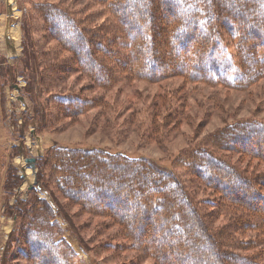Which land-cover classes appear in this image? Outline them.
Listing matches in <instances>:
<instances>
[{
  "label": "rangeland",
  "instance_id": "1",
  "mask_svg": "<svg viewBox=\"0 0 264 264\" xmlns=\"http://www.w3.org/2000/svg\"><path fill=\"white\" fill-rule=\"evenodd\" d=\"M109 1L0 0V264L5 262L10 234L17 230V218L14 215L16 208L12 207L17 201L27 202L34 196L53 205L57 214L54 220L59 222L61 228L58 237L60 246L64 249L63 244L69 245L76 254V258H72L75 264H162L157 261L159 255L156 254V257L147 248L148 243L133 239L126 226L112 218L110 213L89 210L80 201L66 197L59 167L56 171L51 164L45 170L44 165L41 167L42 160L45 163L48 151L55 148V145L100 148L130 157L145 156L173 168L186 181L192 195L203 201L201 207L208 208L204 212L214 213L209 216L214 229L226 226L225 223L228 222L235 223L234 219L239 213L222 195L205 182L202 183L198 177L191 176L192 171L183 167L176 159L181 151L196 142L206 144L215 148L216 155L226 161L230 160L246 176L255 178L264 173V161L242 154L239 149L226 148L227 143L217 141L218 138H215L214 143L210 141L212 136L231 123L251 121L252 124H264V77L242 89L192 80L188 78L189 74L186 75L181 70L169 71L157 80L138 76L140 74H136L133 63H130L132 52L129 44L119 50L112 46V26H119V22L111 12L112 4ZM157 2L160 4L161 0ZM140 6L138 4L131 7L132 15ZM172 7L175 10V5ZM183 10L185 9L180 7L176 12ZM52 11L54 13L51 16ZM62 12L74 18L79 26L83 25L92 42L84 43L75 51L72 46L65 45L50 23V20L61 24L65 22ZM127 19L131 20L130 17ZM142 19L145 24L147 18ZM12 24H19L18 42L8 32ZM223 25L227 27L226 22ZM137 30L143 33L146 26L141 25ZM69 31L67 37L73 41L76 39L75 34L72 30ZM225 32L227 35L224 36L223 43L229 57L224 59L223 51L219 54L212 51L210 59L217 60L221 65H230L234 61L233 68L238 72L236 56L239 39L228 34L227 30ZM32 48L40 61L37 71L34 65L33 71L25 65L27 52ZM78 51L82 54V63L90 61L93 64V72L78 64L79 58L75 54ZM112 51H116V54H112ZM183 52L179 48L175 53L179 62L183 58V63L165 64L163 66L166 71L173 70L174 67H189L191 56L187 53L183 56ZM118 55L120 58L116 57ZM123 60L128 61V64L123 63ZM157 60L155 63L148 59L147 64L151 63L152 69L160 73L162 69L159 62L162 61V55ZM58 61H64V72L54 71L53 77L49 79L48 76L52 74ZM42 76H46L47 80H43ZM20 96H24L25 102ZM43 115L48 120L47 124H42ZM234 129L233 127L232 130ZM26 157L37 158L36 171L25 161ZM49 160H52L50 155ZM72 161L75 162V159L65 162V166L71 165ZM90 169L82 167L84 172L93 173L94 170L88 171ZM42 171L47 180L48 176L51 177L50 185L43 180L47 190L37 184ZM62 172L64 174L63 170ZM13 173L20 176L19 181H9ZM142 180V186L149 188V180ZM31 185L34 187L30 188ZM256 188L259 189V185ZM113 189L116 188L113 186ZM79 195L92 199L96 197L102 201L96 189L79 192ZM221 198L227 205L224 208L219 205L213 207ZM128 199L130 201L126 202L127 205L120 213L126 209L130 212L129 208L133 209L132 206L137 204L140 205L141 213H149L141 203V195H129ZM206 201L211 202V206H205ZM57 203L61 211L70 217L71 223L64 220ZM41 204L43 205H39ZM147 219L150 227L145 234L139 235L142 240L162 236V241L167 243L179 235L177 230H173V233L165 232L168 223L165 217L161 218L160 215ZM187 227L196 229L195 224ZM227 230L231 236L236 237L235 243L251 245L249 249L237 248V252L252 254L253 257L264 255L261 252L264 251V234L258 229L245 228L234 234L231 229ZM32 237L27 238V243L35 255H38L40 249V252L48 255L47 260L62 264L54 252L46 249L48 245L45 242L38 241V246L33 247ZM80 240L86 244L90 253L81 247ZM204 246L212 250L206 240ZM204 246L192 248L194 257L200 252L208 254L209 250ZM13 250L21 256L13 264H50L42 259H26V253L20 247L10 249ZM165 251L163 262L166 264L171 260H176L178 264H195L193 261L184 263L190 258L180 254V246H167ZM211 259L218 264L219 258L213 256ZM225 261L232 264L226 259ZM225 261L223 262L226 263ZM8 264L12 263L9 261ZM202 264L207 263L203 260Z\"/></svg>",
  "mask_w": 264,
  "mask_h": 264
},
{
  "label": "trees",
  "instance_id": "2",
  "mask_svg": "<svg viewBox=\"0 0 264 264\" xmlns=\"http://www.w3.org/2000/svg\"><path fill=\"white\" fill-rule=\"evenodd\" d=\"M109 2L112 4L111 12L116 15L119 22V26L117 24L112 26L114 36L112 46L119 50L129 44L132 52L130 63H133L132 67L136 74H140L138 76L157 80L164 77L169 71L181 70V72L189 74L188 78L192 80L221 83L242 89L264 77V50H262V46L264 47L262 45V43L264 44V0H161L160 4L157 0H110ZM138 4L141 5V8L132 15L131 7L138 6ZM172 5H175V10ZM180 7L185 10L176 12ZM56 10L53 11L56 12ZM53 11L50 13L51 16ZM61 15L65 18V22L61 24L50 20V23L65 45L72 46L75 51L79 50L84 43L92 42L83 25L79 26L74 18L63 12ZM129 17L131 20L127 19ZM142 18H147L145 24ZM224 22L227 27L223 25ZM141 25L146 26L143 33L137 30ZM69 30L75 34L76 39L73 41L67 37ZM225 30L231 36L239 39L236 56L238 72L233 68L234 61L230 65H221L217 60L211 61L210 59L212 51L217 54L223 51L222 57L224 59L229 57V52L225 53L223 43L224 36L227 35ZM31 46H33L32 43ZM179 48L184 50L183 56H186V53L191 56L189 58L192 61H190L189 67L184 69L174 67L173 70L166 71L163 66L165 64L183 63V58H180L179 62L175 54ZM27 53L26 67L32 68L33 71L34 65L37 71L40 61H38L34 49H30ZM113 53L116 54V51H112ZM75 54L79 58L78 64L91 72L95 70L90 61L82 63L83 58L79 51L78 54ZM161 55L162 61L159 64L162 71L157 73L152 69L151 63L147 64V61L149 59L156 63ZM77 62L75 61L76 64ZM123 63L128 64V61L123 60ZM63 67L64 61L56 62V67L53 68L52 74H49L48 78L53 77L54 71L63 73ZM42 77L43 80L46 79V76ZM42 119V124L48 123L45 115L42 116ZM233 127L234 130H232ZM215 138H218L219 142L227 143L226 148L239 149L242 154L264 161V124L262 123L252 124L251 121L231 123L223 127L214 137L212 136L210 141L214 143ZM216 154L215 148L196 142L182 150L176 159L183 167H188L192 171L191 176L198 177L202 183L205 182L206 185H209L208 187L222 195L227 203L236 207L239 213L234 219L236 222L225 223L226 226L219 229L213 228L209 217L214 213L204 212L208 208L201 207L203 201L192 195L186 181L180 178L173 168L163 166L151 158L114 154L100 148L55 145V148L53 147L47 153L46 164L42 160L41 167L43 168L44 165L45 170L46 166L51 164L55 171L59 167L60 180L64 181V191L68 199L80 201V204L89 210L110 213L112 218L126 226L128 234L133 239L148 243L147 248L149 247L155 256L159 255L156 256L157 261L162 264L165 261L163 258L166 254V247L173 245L180 246V254L190 258L186 259L184 263L193 261L195 264H202L204 260L207 264H215L211 259L215 256L219 258L218 264H228L225 259L232 264H264V255L253 257L252 254L237 252V248L249 249L251 245L235 243L236 237L231 236L227 230L231 229V233L234 234V232L253 227L264 234V173H260L255 178L246 176L230 160L226 161ZM49 155L52 156L51 161ZM73 158L75 162L72 161L71 165L65 166V162L73 160ZM101 159L106 164L102 163ZM36 163L38 164V160ZM82 167L91 168L88 171L94 170V172H84ZM19 177L13 173L9 177V181H19ZM48 177L49 180L46 179L44 171H42L37 181V184L46 190L48 188L44 181L49 185L51 182V177ZM142 179L149 180V188L145 189L142 186L144 184ZM258 185L259 189L256 188ZM113 186L117 190L113 189ZM95 189L102 200L101 202L105 204H100L101 202L96 197L92 199L79 195V192ZM129 195L138 197L141 195L143 198L141 203L149 213H141L139 204L133 205V209L129 208L130 212L126 209L123 211L124 214L120 213V210L127 205ZM54 200L56 202L55 198ZM40 203L43 205H39ZM206 205L211 206V202L206 201ZM217 205L224 208L227 204L226 202L224 204V200L221 198L217 204L212 206ZM58 207L61 211L59 204ZM12 208H16L17 211L14 213L17 218V230L10 234L4 264H8L9 261L13 264L21 258L16 250L10 251L13 247L22 248V251L26 253V259L37 258L55 264L54 261L47 260L48 255L40 252V249H38V255H35L27 243V238L31 235L33 236V247L38 246V241L45 242L46 246L48 245L46 249L54 252L53 254L62 264H75L72 258H76V254L69 245L63 244L64 249L60 246L58 237L61 234V228L59 222L54 220L57 214L51 203L34 196L27 202L17 201ZM61 214L66 222L70 221L71 223L66 212L61 211ZM160 215L161 218L165 217L168 222L165 232L171 233L172 231L173 233V230H177L179 235L177 234L173 238L174 240H169L170 242L167 243L162 241L163 239L160 238L162 236L158 239L150 238L148 240L139 238V235L145 234L144 232L148 231V227H150L147 218L151 216L157 218ZM34 220L38 222L35 223ZM191 224H195L196 229L187 227ZM203 239L207 241L212 250L204 246ZM80 244L85 251L91 252L83 241ZM202 246L209 250L208 254L200 252L197 257H194L192 248L197 249ZM167 262L178 264L176 260Z\"/></svg>",
  "mask_w": 264,
  "mask_h": 264
},
{
  "label": "bare ground",
  "instance_id": "3",
  "mask_svg": "<svg viewBox=\"0 0 264 264\" xmlns=\"http://www.w3.org/2000/svg\"><path fill=\"white\" fill-rule=\"evenodd\" d=\"M12 1V0H10ZM16 14V13H15ZM18 14V13H17ZM18 27H19V24H12L11 26H9V34H10V37L12 38H15V40H17V42L19 41L20 39V33H19V30H18ZM3 30V29H2ZM19 33V34H18ZM29 173V172H28ZM29 178V177H28Z\"/></svg>",
  "mask_w": 264,
  "mask_h": 264
},
{
  "label": "water",
  "instance_id": "4",
  "mask_svg": "<svg viewBox=\"0 0 264 264\" xmlns=\"http://www.w3.org/2000/svg\"><path fill=\"white\" fill-rule=\"evenodd\" d=\"M18 89H19V86L17 85L16 86ZM20 99L22 100V101H24L25 100V98H24V96H20ZM25 102V101H24ZM25 161L28 163V165L34 170V171H36V161H37V158L36 157H26L25 158ZM34 187V185H31V187L30 188H33Z\"/></svg>",
  "mask_w": 264,
  "mask_h": 264
}]
</instances>
